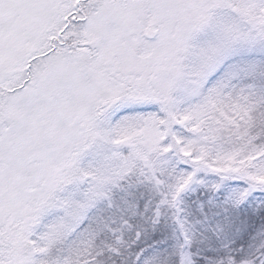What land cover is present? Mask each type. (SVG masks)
Instances as JSON below:
<instances>
[{"label":"snow or ice","instance_id":"6c2138e0","mask_svg":"<svg viewBox=\"0 0 264 264\" xmlns=\"http://www.w3.org/2000/svg\"><path fill=\"white\" fill-rule=\"evenodd\" d=\"M0 264H264V0H0Z\"/></svg>","mask_w":264,"mask_h":264}]
</instances>
